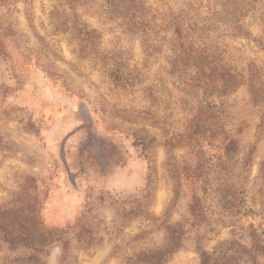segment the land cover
<instances>
[{"label":"rangeland","instance_id":"1","mask_svg":"<svg viewBox=\"0 0 264 264\" xmlns=\"http://www.w3.org/2000/svg\"><path fill=\"white\" fill-rule=\"evenodd\" d=\"M144 1L0 0V264H264V0Z\"/></svg>","mask_w":264,"mask_h":264},{"label":"trees","instance_id":"2","mask_svg":"<svg viewBox=\"0 0 264 264\" xmlns=\"http://www.w3.org/2000/svg\"><path fill=\"white\" fill-rule=\"evenodd\" d=\"M118 12L117 15L123 25L134 31H138L143 35V45L149 46L150 38L156 32L155 17L152 15L151 8L145 5L144 0H109ZM195 14L188 12L182 15L177 21V25L173 27L175 39L179 43V47L183 50H189L192 43L191 37L194 32ZM236 84V83H235ZM231 83L226 85L227 88H235L236 85Z\"/></svg>","mask_w":264,"mask_h":264}]
</instances>
